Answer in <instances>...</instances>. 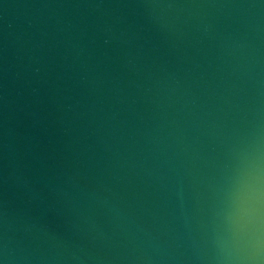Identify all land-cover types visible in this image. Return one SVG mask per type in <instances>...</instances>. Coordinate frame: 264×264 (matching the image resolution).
Returning <instances> with one entry per match:
<instances>
[{"label": "water", "instance_id": "obj_1", "mask_svg": "<svg viewBox=\"0 0 264 264\" xmlns=\"http://www.w3.org/2000/svg\"><path fill=\"white\" fill-rule=\"evenodd\" d=\"M264 142V0H0V260L215 264Z\"/></svg>", "mask_w": 264, "mask_h": 264}, {"label": "clouds", "instance_id": "obj_2", "mask_svg": "<svg viewBox=\"0 0 264 264\" xmlns=\"http://www.w3.org/2000/svg\"><path fill=\"white\" fill-rule=\"evenodd\" d=\"M225 197L226 239L215 264H264V142L257 136L239 154ZM7 247L0 264H8Z\"/></svg>", "mask_w": 264, "mask_h": 264}]
</instances>
